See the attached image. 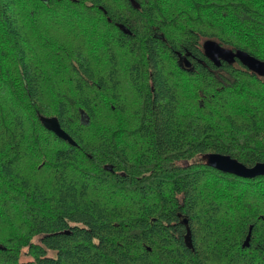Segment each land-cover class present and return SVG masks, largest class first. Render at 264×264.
I'll return each mask as SVG.
<instances>
[{"label":"trees","instance_id":"obj_1","mask_svg":"<svg viewBox=\"0 0 264 264\" xmlns=\"http://www.w3.org/2000/svg\"><path fill=\"white\" fill-rule=\"evenodd\" d=\"M134 1L0 0V264H264V0Z\"/></svg>","mask_w":264,"mask_h":264},{"label":"water","instance_id":"obj_2","mask_svg":"<svg viewBox=\"0 0 264 264\" xmlns=\"http://www.w3.org/2000/svg\"><path fill=\"white\" fill-rule=\"evenodd\" d=\"M133 7H138V4L134 0H129ZM123 29L122 26H120ZM128 32V31H125ZM202 49L205 57H207L216 66L221 65L222 62L228 64L234 63L238 60L249 71L255 73L258 76H264V61L260 60L248 52L241 49H231L221 46L217 41L212 39H206L202 43ZM185 67L189 68L190 62L184 59ZM40 122L49 131L53 132L57 137L66 140L70 144H75L72 138L61 128L58 119L54 116L44 117L40 116ZM205 163L222 172L234 174L241 178H255L258 176H264V161L256 162L251 166L239 162L237 159L232 158L228 154H222L218 152H209L205 155ZM183 223L186 225V233L184 235V241L186 246L192 247L190 230L187 226V220L184 218ZM249 235L246 237L245 244H247ZM3 247L0 246V249Z\"/></svg>","mask_w":264,"mask_h":264},{"label":"flooded vegetation","instance_id":"obj_3","mask_svg":"<svg viewBox=\"0 0 264 264\" xmlns=\"http://www.w3.org/2000/svg\"><path fill=\"white\" fill-rule=\"evenodd\" d=\"M179 60L182 62V64H184V58L179 59V56H178V62H179Z\"/></svg>","mask_w":264,"mask_h":264},{"label":"rangeland","instance_id":"obj_4","mask_svg":"<svg viewBox=\"0 0 264 264\" xmlns=\"http://www.w3.org/2000/svg\"><path fill=\"white\" fill-rule=\"evenodd\" d=\"M21 258H22L23 260L27 259V257H26L24 254H22Z\"/></svg>","mask_w":264,"mask_h":264}]
</instances>
